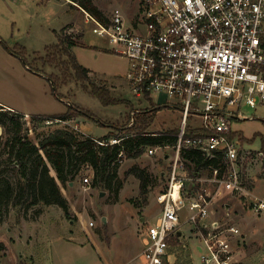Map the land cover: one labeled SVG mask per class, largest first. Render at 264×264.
<instances>
[{
  "label": "rangeland",
  "instance_id": "rangeland-1",
  "mask_svg": "<svg viewBox=\"0 0 264 264\" xmlns=\"http://www.w3.org/2000/svg\"><path fill=\"white\" fill-rule=\"evenodd\" d=\"M143 5L144 0H0V36L10 48L15 49L17 44L24 46L27 62L34 69L0 43V101L32 113L61 114L70 107H77L96 116L92 119L77 114L67 121L40 120L29 114L26 116L27 113L10 112L5 107L6 115H0L4 120L0 121V180L10 181L15 188L19 182L26 181L20 168L13 163L15 156L11 154L10 145L16 127L9 116L21 122L20 134L36 143L49 131L66 125H76L71 126L76 131L79 128L75 127L81 126L85 133L100 138L111 131L117 132L113 124L131 126L132 118L135 121L143 118L146 110H149L148 115L153 113L149 131L165 133L179 127L182 111L168 106L164 94L153 93L152 99L134 94L128 59L113 50L108 35L96 30L97 25L88 16V13L93 15L90 7H96L109 21L113 10L119 7L127 24L135 27ZM67 23H72L76 30L71 31L69 26L68 30L64 29ZM49 28L51 32L60 31L59 37L72 36L78 43L72 48L78 61L91 69L90 81L108 88L113 97L123 101L103 104L90 93V81L78 80L71 65L62 62L66 59L64 55L51 65H44L37 59L45 55L47 46L59 42L54 33L46 31ZM50 76L54 77L56 90L53 81L48 79ZM156 106L160 107L152 112ZM240 111L242 115L233 120L232 127L248 153L241 165L242 175L250 189L264 197V152L261 150L264 146V104L243 103ZM161 141L158 145L145 146L144 152L136 157L128 156L123 147V157L118 161L117 174L110 187L104 181L95 182L94 170L89 164H82L77 177L64 186L49 163L51 175L56 177L69 200L70 211L66 214L57 204H32L31 196L19 204L14 205L12 200L0 204V264H143L142 258L135 259L144 246L143 217L147 222L156 221L160 211L157 196L168 189L172 169L171 158L167 155H173L175 140L166 137ZM156 146L160 148L149 154L150 148ZM41 153L44 154L43 150ZM184 164L189 175L185 180L186 200L200 192L207 196L211 193L212 214L224 226H237L239 222L234 214L239 213L235 208L240 206L246 207L252 218L264 216L244 204L246 198L236 197L209 180L210 167L198 168L187 156H184ZM132 168L144 171L146 194H141L140 179L131 173ZM86 176L90 177V183L85 185ZM188 212L185 205L181 211L184 235L170 248L173 264H195L199 259L196 247L199 236L193 224L186 221ZM241 234L240 230L231 241L234 252H238V264H244L242 250L249 252L246 264H264V248L255 251L260 238H264V223L255 237L245 239Z\"/></svg>",
  "mask_w": 264,
  "mask_h": 264
},
{
  "label": "built area",
  "instance_id": "built-area-1",
  "mask_svg": "<svg viewBox=\"0 0 264 264\" xmlns=\"http://www.w3.org/2000/svg\"><path fill=\"white\" fill-rule=\"evenodd\" d=\"M140 14L135 27L127 24L119 7L106 22L88 16L96 30L108 35L113 50L128 59L134 94L152 99L153 93H162L168 106L182 111L176 133H147L171 136L175 143L173 155H167L172 162L168 189L157 196L159 215L155 222L144 220L143 264H173L170 248L184 235L181 211L185 205L186 221L199 236L195 264H238L231 241L240 229L224 226L214 217L212 194L200 192L186 200L189 175L184 156L187 148H193L206 159L222 157L224 165L210 167L209 180L246 198L244 204L257 214L264 213V197L250 189L242 175L248 153L237 135H230L243 103L264 104V0H144ZM1 109L6 108L0 103ZM129 124H135L134 117ZM132 136L95 140L123 148ZM158 148H150L149 154ZM122 157L120 151L118 161ZM88 183L86 176L84 184Z\"/></svg>",
  "mask_w": 264,
  "mask_h": 264
},
{
  "label": "trees",
  "instance_id": "trees-1",
  "mask_svg": "<svg viewBox=\"0 0 264 264\" xmlns=\"http://www.w3.org/2000/svg\"><path fill=\"white\" fill-rule=\"evenodd\" d=\"M90 10L99 20L103 22L107 21L104 19L102 11L98 8L90 7ZM0 43L8 48L11 53L23 59L27 66L31 67L27 62L26 48L24 46L17 44L18 46L15 49L10 48L1 36ZM77 44L78 43L72 36L65 34L59 37V42L57 44L47 46L45 55L37 56V59L42 60L44 65H51L56 63L59 56L63 57L64 55L68 60L63 59L62 62L65 65H71L75 77L78 80L90 81L89 74L91 69L81 64L72 50ZM17 49L21 50L18 51ZM48 79L53 81L52 83L56 90L54 77L50 76ZM89 83L91 84L90 93L97 97L103 104H116L123 101L113 97L108 88L99 86L93 81ZM84 87L85 89H89L88 86ZM158 107L160 106H156V108L151 109V111H156ZM3 111L5 110H0V115L5 116L6 114ZM9 111L14 112L11 110ZM148 111L149 110H146V112L143 113L144 117L137 119L133 126L111 124L117 129V132L111 131L98 139H109L112 136L120 137L121 134H134V136L124 141V149L127 155L131 157L141 155L144 152L145 146L161 144L162 139L171 136H152L147 134L153 118V113L148 115ZM77 114L96 119V116L92 113L83 111L77 107H70L66 112L61 114L48 116L33 114L32 117L33 119L40 120L44 118H57L61 121H67ZM9 119L15 123L16 127V133L10 145L11 154L15 156L13 163L20 168L22 176L26 177V181L19 182L15 188L10 181L6 179L0 180V204L9 200H12L14 205L19 204L22 203L27 196H31L32 204H38L39 202L57 204L68 214L70 211L69 200L64 195L56 177L51 175L49 163L56 171L58 180H60L64 186L77 177L82 164H89L92 166L95 182L104 181L108 183L109 187L111 186L112 179L116 176L118 170V157L122 149L121 145H100L95 140L97 137L85 134L81 130L76 131L70 125L57 127L49 131L46 137L39 139L38 143H36L29 136L20 134L21 122L18 119H15L13 116H9ZM0 121L2 123L4 122L1 116ZM105 124L107 123L105 122ZM176 131L177 129H172L167 133H176ZM230 135L234 137L237 133L235 131ZM172 139L174 138L172 137ZM125 142L128 143V145L126 144L125 146ZM41 150H43L44 154L41 153ZM261 150L264 152V146ZM185 155L191 158L198 168H212L224 165L222 157L206 159L200 152L193 148H187ZM187 166L190 167V165ZM131 173H134L140 179L141 194H146L147 179L145 178L144 171L138 168H132Z\"/></svg>",
  "mask_w": 264,
  "mask_h": 264
},
{
  "label": "crops",
  "instance_id": "crops-1",
  "mask_svg": "<svg viewBox=\"0 0 264 264\" xmlns=\"http://www.w3.org/2000/svg\"><path fill=\"white\" fill-rule=\"evenodd\" d=\"M6 2L8 1V0H5ZM68 2V1H67ZM70 3V2H69ZM71 4V3H70ZM72 24V23H71ZM71 24H69V23H67L63 28L64 29H67V28H69L70 27V30L71 31H75L76 30V28L74 27V26H71ZM69 26V27H68ZM62 28V29H63ZM51 29L49 28V29H46V31L49 33V34H55L54 35V38H56V37H58L59 38V33H60V31L59 32H57V29H54V31L53 32H51L50 31ZM68 30V29H67ZM49 41H52V40H49ZM0 103L2 104V105H4L5 107H7L9 110H11V111H14V112H17V113H27V114H29V115H33V114H37V115H54V114H42V113H32V112H29V111H27V110H25L24 108H22V107H18V106H16V105H12V104H7V103H4V102H2V101H0ZM24 107V106H23ZM71 126H76V125H71ZM77 128H79V130H81L83 133H85L84 131H83V129L81 128V126L80 127H78L77 126ZM85 134H87V133H85ZM89 135V134H88ZM94 137H96V136H94ZM236 210H238L239 209V213H235L234 215H235V217H236V221L237 222H239L238 224H236L237 225V227L239 226V228H240V230H241V237L243 236V235H245V239L246 238H248V236H251V237H255V234H258V228L259 227H261V224L263 225V223H264V216H257V217H254V218H252L251 216L252 215H250V213H249V210L248 209H246V207H244V206H240V207H238V208H235ZM256 215V214H255ZM145 220V218L143 217V221ZM258 245H257V247H256V250L255 251H260V250H262L263 248H264V238H263V236L260 238V241L257 243ZM143 250V249H142ZM142 250L139 252V253H137L136 254V257H135V259H138V258H142V256H141V252H142ZM240 252V251H239ZM242 254L244 253L245 255L243 256L244 258H243V263L244 264H246L245 263V258L247 257V253H249L248 251H246V250H242V252H241ZM126 262H123V263H121V264H125ZM104 264H108L107 262H105Z\"/></svg>",
  "mask_w": 264,
  "mask_h": 264
},
{
  "label": "water",
  "instance_id": "water-1",
  "mask_svg": "<svg viewBox=\"0 0 264 264\" xmlns=\"http://www.w3.org/2000/svg\"><path fill=\"white\" fill-rule=\"evenodd\" d=\"M103 194V193H102ZM104 220H105V217H104Z\"/></svg>",
  "mask_w": 264,
  "mask_h": 264
}]
</instances>
